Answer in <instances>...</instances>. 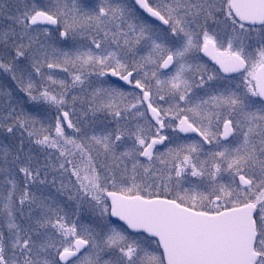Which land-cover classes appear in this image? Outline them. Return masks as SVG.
<instances>
[{"label":"snow or ice","instance_id":"obj_1","mask_svg":"<svg viewBox=\"0 0 264 264\" xmlns=\"http://www.w3.org/2000/svg\"><path fill=\"white\" fill-rule=\"evenodd\" d=\"M0 264H264V0H0Z\"/></svg>","mask_w":264,"mask_h":264}]
</instances>
